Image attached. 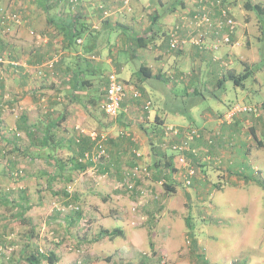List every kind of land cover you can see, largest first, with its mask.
<instances>
[{
	"label": "rangeland",
	"instance_id": "obj_1",
	"mask_svg": "<svg viewBox=\"0 0 264 264\" xmlns=\"http://www.w3.org/2000/svg\"><path fill=\"white\" fill-rule=\"evenodd\" d=\"M132 1L134 5V1L136 3L138 0ZM188 1L193 8H199L203 4L199 0ZM240 1L244 9L238 8L236 13L231 12V14L235 17L237 30L242 33L244 27L252 30L250 38L254 44V51H251V60L257 58L250 63L247 61L249 64L242 63L239 59L242 46L235 47L234 64L239 67V73L250 74L243 85H236L227 71H225V79L222 83H218L219 62L212 58L204 59L201 64H194L190 59L189 63L188 60H184L183 63L182 60L178 62L176 55H172L162 78L143 76L145 80L141 85L152 99L154 106L157 105L160 113L164 116L168 115L169 121L180 122L181 115L190 117L194 111L198 114L209 109L223 111L229 102L259 106L258 114H244L253 122H258L253 130L251 127H245L243 135L249 140L239 153L236 151L237 162L239 161L244 168L242 171L239 169L231 171L223 167V165L227 166L224 163L225 157L221 156L223 151L227 153L229 150L227 154L232 156L231 151L237 149L236 146L230 148L231 141H228V145L219 153H212L207 147L211 156L222 158L221 168L217 170L218 174H211L212 176L204 181L203 186L194 180L191 185L179 187L180 193L172 197L170 207L160 206L156 212L148 210V206H151L153 200L157 201V205H161L166 199L165 194L168 189L164 184H160L164 190L160 188L158 195L155 189L153 191L148 189L147 194H144L146 197L138 196L136 199V189L126 190L118 187L122 179L112 181V185L105 176L92 175L88 171L82 172L83 170L74 171L73 153L60 151L61 148L56 147L55 153L64 165H68L66 170L59 169L57 164H52L43 157L36 160L28 158L32 149L27 145V136L20 129H16L17 120L25 111V105L21 101L13 100L10 94L12 88L8 83L9 74L6 75L5 69L6 66L16 68L9 61L17 62L18 67L22 64L19 60L13 59V52H10L9 48L8 36L13 25H6L4 28L1 27L2 24L0 25V55L5 60L1 63L0 76L3 74V69L6 70L3 78L0 79V93H2L0 103L3 104L0 106V264H30L27 256L32 252L42 255L41 264H231L235 260L246 264H264V189L261 184L264 181V32L261 30V16L255 9L248 10L245 7L247 0ZM65 4L66 2L54 4L48 14H78V6L73 9V3L69 0L68 10H65L63 7ZM0 5L11 9L9 4ZM155 6L156 10L153 9L154 6H148L149 14H175L176 10L181 8V0H160ZM242 10L248 13L245 15ZM209 12L211 14V11ZM244 16L253 17L255 22H246ZM118 33L116 31L112 38H116ZM127 35L132 36V31ZM42 40L41 34L35 35L28 46L38 45ZM158 41L164 43L166 49L165 37L161 36ZM224 48L226 47L223 45L221 51L216 54H222ZM55 57L44 65L48 70L42 66L30 69L32 89H35L36 84H40L39 77L53 73ZM246 57L250 59V56ZM124 65V70L118 72L120 77L138 82L141 72H134L133 67L135 69L139 61L131 58L124 62ZM115 68L116 62L112 64L105 61L95 74V85L92 84L91 89H99L93 90V93L100 98V93H103L100 89L107 75ZM129 68L131 72L128 71ZM181 70L189 72V75L181 78V74H178ZM37 94L43 95L42 91ZM36 97H38L37 107L29 111L33 118H40L45 110L43 104L46 99L43 100L41 96ZM68 101L71 102L68 98L62 100L63 105H69L65 104ZM99 108H93L96 116L111 127L100 129L99 125L89 124L90 128L98 132H109L112 135L111 120L101 106ZM37 134L41 135V132ZM213 138L216 139V136L211 134L209 140L212 142L208 139L207 141L213 144ZM248 167L252 170L250 174L255 180L242 177L243 173L248 171ZM226 172H228L227 177ZM233 174L234 179L231 178ZM115 182L116 187H113ZM83 184L92 186L95 193L90 197L93 200L87 195L77 202L67 196L59 198L60 192L66 189L72 188V192L74 190L79 192ZM205 184H207L206 189ZM115 190L118 192L115 193ZM109 193L114 194L110 199L106 195ZM19 203L30 207L24 209ZM42 203H46L45 207L50 205L49 212ZM56 203L64 206H57ZM87 204L95 206L93 210L96 211L91 208L87 214L83 212L80 227L72 231L70 228L69 231L71 235L90 240L89 243L93 246L89 243L82 244L85 251L75 250L61 261L55 259L53 263H49L50 238L48 226L45 229L41 228L43 219L47 220L51 214L58 213L54 211L56 208L61 212L59 215L64 218L78 209L76 205L84 207ZM32 207V215L25 216L27 210ZM94 215L103 222L102 234H100L103 236L98 239L95 237L100 231L99 226L94 227L90 221ZM50 228L52 229L51 226ZM118 229L120 231H115ZM59 234L61 235L62 232ZM132 235L135 245L128 248L127 239ZM70 245L77 248L79 243L73 242Z\"/></svg>",
	"mask_w": 264,
	"mask_h": 264
},
{
	"label": "crops",
	"instance_id": "obj_2",
	"mask_svg": "<svg viewBox=\"0 0 264 264\" xmlns=\"http://www.w3.org/2000/svg\"><path fill=\"white\" fill-rule=\"evenodd\" d=\"M159 1L138 0L136 3L134 1L133 5V1L131 0V4L127 5L124 0H81L78 4V14H48L50 8L56 3L63 4L66 2L63 7L65 10H68L69 0H0V4H9L12 10H19L23 13L21 24L15 22H9L7 24L9 26L13 25L11 33H8L10 52H13L14 57L17 58L16 60H19L22 65L19 67L16 66V68L6 66L5 69L7 70L6 75L9 74L8 83L9 87L12 88L10 94L13 100L15 102L21 101L25 105V111L19 120H17L16 128L19 125L21 127L20 130L27 136V145L32 149L30 155H28L30 160L43 157L48 162L57 164L59 169L66 170L68 165H64V162L58 158L55 153L56 147L61 148L60 151L62 150L70 154L73 153V158L78 154L83 155L85 152H95L94 141L87 133L79 136V131L76 129V126H80L86 131L93 130L89 124L99 125L98 127L100 129H108L111 127L103 120H100L101 118L97 117L93 110L94 107L95 109H100L99 106L102 109L108 75L100 89L103 92L100 93L101 98L96 93H93V90L96 91L99 89H91L92 84L93 86L95 85V74H97L102 63L105 61L112 64L116 62V68L112 72H116L119 77L118 72L124 70V62L132 58L139 61V65L135 69L133 67L134 72H139L140 68L145 66L151 73V76L148 77L162 78L164 69L169 64L172 55H176L178 62L182 60L183 63L184 60H188L189 63L190 59L194 64H201V61L204 59L212 58L214 61L219 62L220 73L218 83H222L225 79V71L228 72L229 77L230 71L239 74V67L234 64V56L236 54L234 50L236 46H242L240 50L242 52L239 58L242 63L249 64L257 60V58H252L251 60V51H254V44L250 38L252 30L244 27L242 33L235 27L231 33V43H224L221 41V34H218L216 31V26L209 28L206 25L200 27L193 25L194 8L192 5L190 7L188 0H184L186 4L181 5V8L177 9L175 14H149L150 10H148V6H154L153 9L156 10L157 7L155 4ZM249 1L252 4L259 3L264 7V0ZM212 2L213 0H208V3L213 7L211 10L212 14L210 15L214 19V23L217 24V20L221 14H219V6H216ZM228 3L233 13H236L238 8L244 9L241 5L242 1L240 0H228ZM83 4L85 6H82ZM243 13L246 15L248 12L244 11ZM232 16L235 20L233 14ZM244 18L248 23L255 22L253 17L244 16ZM263 18L261 16V19ZM40 22L41 26H39ZM72 23L81 30L74 45H70V41L66 36L69 24ZM1 27L4 28L6 25ZM175 27L179 28L180 35L186 42L180 48L172 49L169 42V31ZM202 30L206 31L203 37V44L200 45L190 41L191 37L199 35ZM116 31L119 33L113 39L112 36L114 37ZM129 31L133 33L130 37L127 35ZM224 31L229 32V28L224 29ZM40 34L43 40L39 41L38 45L28 46L33 37ZM261 35L263 36V34ZM161 36H164L167 42V45L165 44L166 49H164V43L158 41V38ZM219 41V47L215 48L214 43ZM114 43L116 46H114ZM223 45L226 47L223 53L216 54L221 51ZM246 56H250V59ZM54 57L56 62L53 73L47 76L44 74L39 77L40 84H36L35 89H32L33 82L29 72L30 69L33 70L37 66H42L47 69L44 65L53 60ZM5 71L3 69V74L0 76V79L3 78ZM128 71L131 72L130 68ZM178 74H181V78H185L189 75V72L181 70L178 71ZM140 75L138 82L120 77L126 85L127 96L124 99L122 109L118 116L112 117L107 115L113 125L112 135L109 132L103 131L109 137L108 156L97 159L91 157L85 160V169L76 167L73 164L74 167H71L74 171L83 170L82 172L88 171L92 175H102L108 181L112 182L122 179L125 173L130 172L136 165L147 166L150 173L137 180L138 188L136 189V199L138 196L139 198L146 197L144 194H147L148 189L152 191L155 189L158 195L160 188L164 190L160 184L165 185V183H168L174 189L170 190L165 185L164 187L169 190H166V199L162 201L161 205H157V201L153 200L151 206H148V210L156 212L160 209V206H164V208L170 207L173 201L172 197L180 193L179 187L186 186L184 180L186 173L179 166L176 160V154L169 149L165 150L163 147L162 137L164 128L167 125H175L181 129H199L202 136L193 141L192 146L198 149L199 155L201 156L203 154H209L207 147L212 153H219V151L224 150V146L228 145V141H231L230 148L236 146L237 149L235 151L231 149L233 157L227 154L230 152L229 150L227 153L223 151L221 156L225 157L224 163L227 165H223V167L231 169V171L244 168L239 164V161L237 162L236 151L239 153V150L244 148L249 140L248 137L243 135L245 133L243 132L246 129L245 127H251V130H253L258 122H253L246 115L237 116L232 122L222 120L228 108H230V102L223 111L209 109L199 114L197 111H194L190 117L185 116V114H183L184 116L181 115L180 122L169 121L168 115L164 116L160 113L157 105L154 106L152 99L147 95V92L141 85L145 80L143 79L144 75L142 73ZM134 90L138 91V97L133 96L132 91ZM40 91H42L43 95L37 94ZM1 95L2 93H0V99ZM36 96H41L43 100L46 99V102L43 104L45 110L41 113L40 118H33L29 111L37 107L36 99L38 97ZM65 98L71 100V102L68 101L65 103L69 105H63L62 100H65ZM148 101H151L149 110L145 108V104ZM55 122L56 124H54ZM37 130H40L38 132H41V135L37 134ZM27 131L34 134L32 140ZM45 133L52 134L48 145L41 147L40 145H35L36 143L46 142ZM211 134L216 136V139L213 138V144L207 141L211 137ZM135 151L140 152L141 155L137 156ZM187 155L197 167V177L193 181H198L197 184L202 186L204 181L210 179L211 174H218L217 170L219 167L221 168L220 163L205 161L190 152H187ZM166 161H171V165L166 166ZM56 169L57 167L54 168V170ZM225 174L227 177L228 172ZM231 178H235L234 174ZM116 182L113 187H116ZM206 185H204L205 189ZM68 191L71 192L68 193ZM72 191L73 189L70 188L69 190L66 189L60 192L62 197L60 195L59 198L67 196L77 202L81 197L85 195L90 197L91 194L95 193L92 190V186H84V184L81 190H78L79 192L76 190L74 192ZM116 191L118 192V190L114 192L117 193ZM106 195L109 199L110 196H114L112 193ZM105 196H103L104 199ZM90 198L93 200L92 197ZM19 205L21 207L22 204L19 203ZM45 205L46 203L44 207ZM55 205L64 206L59 203ZM17 207L19 208V206ZM49 207V204L45 207L48 212ZM75 207L78 209L70 212L64 218L59 215L61 212H59L58 208H53L58 213L51 214L49 219H43L44 222L40 224L41 228L44 227L43 229L48 226L47 231L49 233H47L50 238L48 242L51 246L49 255L55 256L59 261L64 259L67 254L74 253L75 250L79 252L85 251L82 246L88 245L90 241L87 239L84 240L79 236L71 235L69 230L70 228L71 231L72 229L79 228V223L81 218H83V212L87 214L89 209L91 210L92 208L93 210L96 207H92L89 204L84 206L86 208L81 205H76ZM80 208L82 209L80 210ZM32 209L33 207L28 209L25 216L32 215ZM90 221L94 227L99 226L100 229L95 238L98 239L100 236H103L100 235L103 229H101L103 224L101 219L94 215ZM61 228H63L62 231ZM59 232H62L63 235H60ZM73 242L79 243V246L75 248V246L70 245ZM127 243L128 248H132L135 245L133 235L127 239ZM89 245H92V243H89Z\"/></svg>",
	"mask_w": 264,
	"mask_h": 264
},
{
	"label": "built area",
	"instance_id": "obj_3",
	"mask_svg": "<svg viewBox=\"0 0 264 264\" xmlns=\"http://www.w3.org/2000/svg\"><path fill=\"white\" fill-rule=\"evenodd\" d=\"M73 4V9L78 6L81 0H70ZM127 5H130L131 0H124ZM203 2L199 8L193 9V25L200 27L206 25L210 27L216 26V31L218 34H221V41L224 43H231V33L235 29V20L231 15V6L228 3V0H213V4L219 6L221 16L217 20L218 23L215 24L214 19L210 15L211 4L208 3V0H199ZM76 6V7H75ZM72 9V10H73ZM212 14V13H211ZM22 13L17 12L12 9H6L0 5V23L2 26L7 25L9 22H15L17 24L22 23ZM229 28V32H225L224 29ZM206 31L202 30L199 35L191 37L193 43L203 44V37L205 36ZM169 42L172 49L180 48L186 40H184L180 35V30L178 27L172 28L169 31ZM219 42L214 43V47H219ZM4 57L0 55V71L1 63H4ZM11 64L17 66V62L9 61ZM105 100L102 104V109L108 116L116 117L120 114V111L123 106V102L127 92L126 85L123 80L118 76L116 72H111L108 75V82L105 86ZM133 96L138 97L139 93L137 90L132 91ZM151 101L146 102L145 108L150 109ZM260 107L257 105H248L235 103L223 116L224 121H232L235 117L244 115V114H258ZM76 129L79 131V136L87 133L95 144V152H85L79 160L85 162V160L94 158H102L108 156V141L109 137L104 132H98L95 130H83L80 126H76ZM202 133L199 129H181L175 125H167L164 128L163 132V147L165 150H170L176 154V160L179 166L185 171V185H191L193 183V178L197 175V167L192 163L191 159L188 157L187 152L192 153L193 155L201 158L205 161H212L216 163H221L222 158L220 156H211L210 154L199 155L198 149L192 146V142L197 138H200ZM212 142V140H209ZM137 156H140V152L135 151ZM150 170L147 166L136 165L130 172H126L125 176L119 182L118 187L124 189H133L136 186L137 180L142 176L149 175Z\"/></svg>",
	"mask_w": 264,
	"mask_h": 264
},
{
	"label": "trees",
	"instance_id": "obj_4",
	"mask_svg": "<svg viewBox=\"0 0 264 264\" xmlns=\"http://www.w3.org/2000/svg\"><path fill=\"white\" fill-rule=\"evenodd\" d=\"M181 5L183 6V5H185V2H184V0H181ZM245 7L247 8V9H249V10H253V9H255V11L260 15V16H263L264 17V7H262V5L261 4H259V3H256V4H252L249 0L248 1H246L245 2ZM232 12V11H231ZM232 15V14H231ZM263 21H264V18L262 19ZM263 21H261L262 23H261V28H262V30H263V32H264V22ZM80 33H81V30L79 29V28H77L73 23L72 24H69V29H68V32H67V34H66V36H67V38L69 39V41H70V45H74L75 44V42H76V38L80 35ZM78 39V38H77ZM13 59H17V58H15V57H13ZM146 71H148V68L147 67H145V66H142L141 68H140V72L142 73V75H144V76H151V73L148 71V72H146ZM229 75H230V77L231 78H233L234 79V81H235V83H236V85H243L244 84V81H245V79H247L248 77H249V72H245V73H242V74H235L234 72L232 73L231 71H230V73H229ZM1 105H3L2 103H0V106ZM233 105V103L232 104H230L229 105V107L230 106H232ZM2 109H4L3 107H2ZM54 124H56V122L54 123ZM21 127L18 125V127L16 128V129H20ZM38 131H40V130H37V132ZM27 133H28V135H29V137L31 138V140H32V138L34 137L33 135L34 134H32V132H30V131H27ZM52 137V134H49V133H45V143L44 142H40V143H36L35 145H40V147L41 146H43V145H48V143H49V141H50V138ZM255 137H256V135H255ZM52 140V139H51ZM82 155H80V154H78L76 157H74L73 159V161H75V166L76 167H80V168H84L85 169V167H86V165H84V162H81L80 160H79V157H81ZM213 161V163H214V160H212ZM170 162L171 161H166L165 162V164H166V166H170L171 164H170ZM164 164V165H165ZM248 171H245L244 173H243V175H242V177L244 178V179H247V180H255V178L253 177V176H251V171L252 170H250V168L248 167V169H247ZM239 171H242V169H239ZM197 176H195L193 179H195ZM259 180V179H258ZM262 184V187H263V189H264V181L261 183ZM165 185L168 187V189H170V190H172V189H174V187H172V186H169L168 185V183H165ZM138 188V186H137V183H136V186L133 188L134 190L135 189H137ZM22 207L24 208V209H27V208H29L28 207V205L26 204V205H24V204H22ZM115 231H120L119 229L118 230H115ZM107 230L105 231V233L107 234ZM112 233H114L113 231H112ZM41 257H42V255L41 254H37V253H35V252H32V253H30L28 256H27V259H28V261H29V263L30 264H41V261H42V259H41ZM55 256H51V255H48V262L49 263H53L54 261H55ZM231 264H246L245 262H239L238 260H235V261H233Z\"/></svg>",
	"mask_w": 264,
	"mask_h": 264
}]
</instances>
